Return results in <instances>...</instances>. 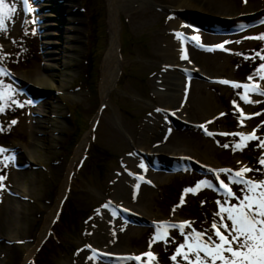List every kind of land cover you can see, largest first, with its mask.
<instances>
[{
  "label": "rangeland",
  "instance_id": "1",
  "mask_svg": "<svg viewBox=\"0 0 264 264\" xmlns=\"http://www.w3.org/2000/svg\"><path fill=\"white\" fill-rule=\"evenodd\" d=\"M35 1L29 0L35 11L25 14L20 0H9L10 3L16 4L17 15L10 23L7 35H0V45L3 46L4 52L9 54L5 67L12 74L11 78L5 76L0 79L15 90L11 95L17 102L13 104L9 100L7 102L9 106L0 114V127L5 129L0 131V147L10 150L5 155L15 156V151L32 137V134L24 132L19 126L25 115L30 120L34 116V112L33 115L30 112L29 115L28 112L24 114V107L18 106L20 103L31 101L27 95L20 92L21 89L24 91V88L19 87L20 83L26 84L33 75H37L38 78L45 77L44 82L36 81L35 89L47 100L46 106L49 109L47 123L33 126L36 130H43L45 137L39 134L37 144H31V155L25 157L30 170L24 169L26 174L19 176L20 178L14 175L23 168L18 162L17 165L9 163L8 167L0 171V175H6V180L11 183V190L9 188V191L8 189L2 191L7 197L17 201L14 208L18 212V215L12 214L5 220L9 228H5L4 218L0 216V233L3 234L0 237L2 254L0 264H17V259L27 255L28 246L38 239L47 216V208L58 196L63 170L72 164L77 146L84 138L87 140L86 148L79 155V159L74 160L66 193L58 212L45 238L35 248L26 264H112L105 262L104 258V263H100L97 258L88 259L93 256V250L108 256H114L115 253L141 256L151 251L156 256L152 264H173L170 256L183 242V237L178 239L173 235V231H168L170 242L152 243L156 232L147 228L149 222L170 223L187 220L193 222L192 226L197 231L209 229L214 213L218 210L216 201L223 202L225 198L217 197L212 189L204 187L195 195L185 194L184 190L194 187L202 180L212 181L209 175L204 174L206 168L236 170L246 165L255 168L258 167V157L264 155V150L256 147L258 141L248 142L243 151H233L232 144L239 141V137L220 135L238 132L247 134L251 129H256V136H264V127L258 128L264 121V114L244 120V126L240 127L236 118L239 113L233 101L237 102L246 116L264 112V102L245 104L237 95L242 93L243 89H233L231 85L219 83L221 80L249 83L247 77L254 73L262 62L259 58L251 57L256 51H260L264 41L246 37L264 33V27L258 30L252 28L250 33L246 32L241 36L220 34L222 36L218 37L214 34H204L207 39L203 45L217 46L228 41L229 43L224 44L227 51L202 52L196 47L194 52H191V66L201 73L192 74L190 78L200 84L201 88L198 92L191 93L188 101L192 99L199 101L184 106L183 103L187 99L185 95L184 102L178 103L185 111L181 120L187 122L188 127L177 121L176 116L172 117V120L165 117L179 133L178 140L175 136L171 139L172 142L178 143V147L185 144L184 154L189 156L185 159L195 162L196 165L192 164V161L190 163L194 171L170 176H165L160 171L152 172L159 176L147 174L154 187H147L144 184L145 191L140 189L142 190L140 194L138 191L133 194L127 184H118L114 180H121V174L125 171V160H131L135 156L136 158L146 156L138 149V143H133L132 139L139 140V133L147 121L156 118L159 122V117L162 119L164 115L165 110L161 108L163 104L159 102L154 92L156 79L169 68L163 63L160 46L165 45L164 42L170 38L164 34L167 18L171 16L170 11L162 7L163 0H151L147 10H150L149 13H155L156 17L146 26H142L143 28L136 25L139 18L137 10L132 13L122 11L117 36L119 74L115 85L102 100L99 91L101 65L110 46L111 37L107 25L106 0H71L69 8H72L75 16L69 26L72 27L70 33L75 39L67 56L58 62L54 53H44L47 49L44 44L45 38L40 35L42 21H38V18L46 15V22L49 21L52 26L49 30L53 32L55 25L62 24L58 17L61 11L59 10L58 14L54 0H43L39 4ZM223 1L233 5L232 13L238 11L236 7L241 8L243 4L245 5L243 0ZM261 2L264 0H248L247 4L259 6ZM198 6L199 10L195 12L197 19L210 22L214 19L216 22H222L216 18L212 19L213 16L210 14H216L212 9L201 3ZM247 6L241 9L247 10ZM41 8L43 12L40 13ZM63 13L61 18L67 14ZM25 18L28 20L35 18L38 21L27 25V35L24 34L23 26ZM78 25L79 30H74ZM92 30H96L93 34L94 41ZM54 33L50 40L54 41L58 37L57 32ZM13 40L17 43L14 44ZM193 41L197 45L203 42ZM53 48L51 50H54ZM244 56L250 59H245ZM87 58L91 59L89 71L86 69ZM35 71L36 74L33 73ZM85 74L88 78L90 76L89 85L85 83ZM213 80L216 83L212 82ZM260 85L264 88V81H260ZM192 94L197 98L195 99ZM249 97L252 101H264V97L256 94H249ZM32 103L36 104L31 101ZM26 104L25 108L30 111ZM175 106L176 104L172 107ZM157 109L162 111L158 112ZM221 113L226 115L221 116ZM12 120H16L17 123L11 125ZM208 121L212 123H207ZM159 123L164 124L161 120ZM200 125H206L208 131L215 135H204V130L198 128ZM172 142L169 145H172ZM223 144H229L230 147L224 148ZM146 161L150 160L146 158ZM195 169L199 170V173H196ZM247 175L251 176L252 173ZM220 176L225 183L228 182L227 176L224 174ZM6 180L3 183H6ZM119 185L121 187L118 189ZM232 187L234 191L237 190V186ZM134 195H140V199L134 200ZM182 196L185 202L178 207ZM116 197L120 199L118 204L140 213V215L135 213L136 216L130 218L133 224L138 225L137 227L121 221L118 214L122 211L121 208L112 205L108 208L103 207ZM68 203L76 209L73 211L75 218L71 222L67 217ZM113 209L117 212L115 216L112 214ZM61 210L66 214L59 213ZM60 216L66 224L63 228L57 226L56 220ZM190 231L191 229L185 230ZM145 260L147 257H142L141 262L144 264Z\"/></svg>",
  "mask_w": 264,
  "mask_h": 264
},
{
  "label": "bare ground",
  "instance_id": "2",
  "mask_svg": "<svg viewBox=\"0 0 264 264\" xmlns=\"http://www.w3.org/2000/svg\"><path fill=\"white\" fill-rule=\"evenodd\" d=\"M32 1V0H31ZM43 0H36V4L41 3ZM162 7L166 10H169L170 13L167 21H166V29L164 31V34H167L170 36V38L165 41V45L160 46L161 53L163 57V63L167 66L168 69H165L162 74L159 75V78L156 79V86H155V92L154 95L159 99V102L163 104L161 107L164 111V115L159 117V119L164 123L161 125L157 121L156 118L150 119V121H147V123L143 126V129L141 130L139 140L132 139L133 143H138V149L145 155L146 157H151L153 159L157 160V163H159L158 166L164 169L173 168L174 166H177L175 164V161L178 159H182L185 157H189L187 154H184V150H186L185 144L177 146L178 143H173L171 139H173L175 136V139L178 140L177 135L179 134L177 131L174 130V125L172 123H169L165 120V117L167 119H171L172 117L176 116L175 118L177 121L186 124L185 121L181 120L184 114V110L182 107L178 106L179 104H182L185 99V95H187V99L183 103L185 106L186 104L191 105L192 103L195 104L199 100H189V95L191 93L198 92V89L201 88L200 84H197V82L191 80L190 75L196 73H201V71L197 72L193 66H191L192 62V53L194 52L196 45L193 43V40L190 39L191 37H198V41L202 42V44H205V40L207 39L206 34H212L216 35L215 32L218 31L219 28H223L229 25H235L242 22H247L251 20L252 18H260L264 14V2L260 3L259 6L256 5H249L248 0H243L245 5L241 7L242 9L247 6V10H242L240 7H236L235 13H232L233 5L225 2L223 0H163ZM55 8H57L58 14L61 11V14L63 12H67L66 15H62L63 18H61V14H59L60 22L62 21V24L55 25L56 28L53 32L49 30V27H52L50 22H46V15H41L39 20H41L42 24L40 26V35L44 36V44L45 48L47 50L44 51V53H54L56 57V62L58 60L63 59V57L67 56L68 51L70 50V45L73 43L75 37L73 34L70 33V30L72 29L71 25L69 26V23L72 21L73 17V10L71 7V0H54ZM197 3L204 4L206 7L212 9L214 13L216 14H210V16H213V18L219 19L222 22H216L214 20L213 22L207 21V20H200L197 19L195 12L198 9ZM203 2V3H202ZM151 4V0H106L107 5V25L108 30L110 34V46L107 50V53L105 55V58L101 65V82L99 84V91L102 100L104 97L109 93L111 88L115 85V82L117 81L118 74H119V68H118V43H117V36L119 31V21L122 15V11H128L133 12L134 10H137L139 14V18L136 21V25H139L140 28H143L142 26H146L149 21L154 19L156 17L155 13H149L150 10H147V7ZM161 4V3H160ZM137 8V9H134ZM37 9V6H36ZM60 10V11H59ZM43 12V9H40V13ZM64 14V13H63ZM48 16V15H47ZM200 16V15H199ZM209 16V15H208ZM45 18V19H44ZM205 18V17H204ZM199 20V21H198ZM58 24V23H57ZM67 28V29H66ZM79 30V25L74 28V30ZM54 32H57L56 39L50 40L51 37L54 36ZM176 32L182 33L181 38H177L175 36ZM219 34V33H217ZM65 35V36H64ZM60 36V37H59ZM64 36V37H63ZM184 37H188L189 39H184ZM221 37V36H218ZM43 42V41H42ZM158 43V39L156 40V44ZM210 45V44H208ZM54 47V48H53ZM53 48L54 50H51ZM182 55H186L187 59H181ZM54 59V58H53ZM55 62V63H56ZM172 68L174 70H172ZM36 74V71L33 72ZM85 76V75H84ZM37 75H33L31 77V80H29L26 84L20 83V88H24L25 94H27L28 98L31 99L34 103H27L26 105L29 107L30 111L27 110L25 107L24 114L29 112L30 114L34 116L33 119H29L28 116L25 115V117L22 118L21 123H19V126L24 130V132H28L29 134H32V137L30 140H28L24 145L15 151V163L12 165H17L19 162V165H21L23 168L21 171L13 172L16 176H24L25 170L29 169V165L25 161V157H29L31 155V144H37L36 141L38 140L39 134H41V137H45L43 130H36L34 124L36 126L47 123V117H49V109L46 106L45 99L42 98L43 95L35 89L36 81L39 80L40 82H44L45 77L42 76L39 78ZM194 98L196 99L197 96L195 94ZM104 101L102 102L103 105ZM175 107H172L175 105ZM199 105V104H196ZM183 106V107H184ZM32 111V112H31ZM23 115V113H22ZM168 115V116H167ZM42 116V117H41ZM164 117V119H163ZM170 117V118H169ZM178 117V118H177ZM49 119V118H48ZM19 120V121H20ZM29 120L31 123H29ZM95 121V120H94ZM29 123V126L27 127V124ZM94 123V122H93ZM8 124V123H7ZM171 124V125H170ZM50 126V125H49ZM188 127V125H186ZM185 126V128H186ZM28 128V129H27ZM31 128V129H30ZM51 128V126H50ZM52 129V128H51ZM32 130V131H31ZM172 145H169L171 142ZM180 143V141H179ZM87 140L84 138L80 144L77 146L75 156L73 158L72 164L65 167L63 170V178H62V184L59 189L58 196L53 204H51L50 207L47 208V216L44 222V226L40 232V235L38 239L34 242V244L29 245L27 248V255L23 256V258L17 259V264H26L27 260L31 258V256L34 253V250L37 246L40 245L42 240L45 238L49 227L51 226V222L54 219L59 206L61 204V201L64 197V194L66 193V187L68 184V177L71 174L73 164L75 163L76 158L79 159V155L81 152L86 148ZM149 145V146H148ZM176 145V146H175ZM151 147V148H150ZM175 147V148H174ZM205 147V145H204ZM177 149V150H176ZM158 156V157H157ZM158 159L160 161H158ZM143 164L144 167H140L139 165ZM125 171L121 174V180H114V182L118 184H127L133 191V194L138 191L142 192L140 189L146 190L144 183L140 181L139 177H143V179L150 180V177L147 175H152L153 177H159L157 174L150 173L151 168H149L144 161V158H136L133 157L131 160H125L124 162ZM30 170V169H29ZM129 174V175H128ZM165 176H170V174L162 173ZM19 177V178H20ZM7 182L4 183V191H9V188L11 190V183H9V180H6ZM10 184V185H9ZM139 185V187H137ZM10 186V187H9ZM121 187L119 185L118 189ZM2 191V190H0ZM4 191L0 192V216L4 218V225L5 228H9V224H7V218L11 216L12 214H17L16 208H14V204H16V200L7 197L4 193ZM117 193V191L115 192ZM140 194V193H139ZM130 196V195H129ZM140 195H134V200L140 199ZM136 198V199H135ZM118 197L115 199H111L110 203H116V204H110L112 207H119L123 210H127L128 212H133L136 214H139V212L130 210L127 206L123 204H118ZM118 205V206H117ZM3 225V227H4ZM3 228V229H5ZM5 232V230H3ZM3 234L0 233V237ZM19 241V240H18ZM99 251V250H98ZM16 253V252H15ZM101 253V252H100ZM103 253V252H102ZM104 253H108L107 251H104ZM112 254V253H111ZM125 253H115V255H123ZM2 256L0 252V257Z\"/></svg>",
  "mask_w": 264,
  "mask_h": 264
},
{
  "label": "snow or ice",
  "instance_id": "3",
  "mask_svg": "<svg viewBox=\"0 0 264 264\" xmlns=\"http://www.w3.org/2000/svg\"><path fill=\"white\" fill-rule=\"evenodd\" d=\"M23 4V11L25 14L33 13L35 9L31 6L29 0H20ZM17 15V7L15 3H10L9 0H0V35H7L10 31V23L14 21ZM38 21L33 18L23 21L25 29L24 34H28L27 25L35 24ZM264 23V21H261ZM33 34H35L33 32ZM175 36L179 39L182 37V33L176 32ZM184 39H189L184 37ZM192 40H197L198 37H191ZM246 39H258L264 41V33L255 37H246ZM239 41H237L238 43ZM13 43L17 41L13 40ZM229 43L225 41L224 44ZM224 44L217 45L215 47L224 49ZM204 47L203 45H199ZM211 50V49H208ZM264 46L260 51H256L255 55L251 59L259 58L262 61L255 72L247 77L249 83H238L228 80H221L219 83L225 85H231L233 89H243L242 93H237L240 100L245 104L249 103H261L264 101H252L249 94H256L264 97V88L261 87L260 81H264ZM236 55H243L242 53H235ZM9 54L5 53L3 46L0 45V77L11 78L12 74L5 67V61L8 59ZM245 59L250 57L244 56ZM181 59H187L186 55H182ZM14 89L11 85H6L3 79H0V114H3L6 107L9 105L7 102L10 100L13 104L17 102L12 98L11 93H14ZM25 103H31L27 101ZM25 103L18 104L19 107H25ZM233 105L236 107L238 126L243 127V121L250 119L256 115H262V113H253L250 116H246L237 102L234 100ZM157 111H162L157 109ZM221 116L226 115L221 113ZM16 120L10 122L11 125H15ZM207 123H212L208 121ZM205 134L208 136L215 135L208 131L206 125H200ZM259 127H264V121L261 122ZM3 127H0V131H4ZM256 129L253 133L245 134L243 132L238 133H220V135L238 136L239 141L232 144L233 151H243L248 146L250 141H258L256 147L264 150V136L258 137L255 135ZM222 147L229 148V144H223ZM10 150L0 147V171L9 166V163H15L14 155H5ZM258 167L244 166L239 169H218L213 170L216 177V181L202 180L197 182L194 187H189L184 190L185 194L195 195L202 187L223 191L225 199L223 202L217 200L218 210L214 213L213 222L209 229L197 231L192 227V221H184L180 224H172L169 222H160L156 226V234L152 238V243L162 241L164 243L170 242L168 229L178 228L180 235L183 237V242L180 243L174 251V254L170 256V260L173 264H264V155L258 157ZM144 167L143 164L139 165ZM227 176V183L220 179V174ZM252 173L251 176L247 175ZM6 175H0V190H3L6 180ZM143 180V177H139ZM232 185L237 186V190L234 191ZM139 187V185H137ZM184 197H181L179 206L184 204ZM110 203L103 207H110ZM127 211V210H125ZM175 211V209H173ZM112 214L115 216L117 212L113 209ZM218 217V219H216ZM191 229L190 232H185V229ZM151 246V245H150ZM90 247V246H86ZM142 257H147L144 264H152L156 260V256L148 251L141 256H129L120 258L124 264L127 261L140 262ZM179 257V259H178ZM96 253L93 250V256L88 259H95Z\"/></svg>",
  "mask_w": 264,
  "mask_h": 264
},
{
  "label": "trees",
  "instance_id": "4",
  "mask_svg": "<svg viewBox=\"0 0 264 264\" xmlns=\"http://www.w3.org/2000/svg\"><path fill=\"white\" fill-rule=\"evenodd\" d=\"M72 211H73V210H71V209H70V211H69V212L71 213Z\"/></svg>",
  "mask_w": 264,
  "mask_h": 264
}]
</instances>
